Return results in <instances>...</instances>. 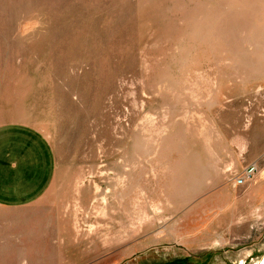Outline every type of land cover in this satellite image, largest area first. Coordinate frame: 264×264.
I'll return each instance as SVG.
<instances>
[{
	"label": "rangeland",
	"instance_id": "obj_1",
	"mask_svg": "<svg viewBox=\"0 0 264 264\" xmlns=\"http://www.w3.org/2000/svg\"><path fill=\"white\" fill-rule=\"evenodd\" d=\"M0 264H264V0H0Z\"/></svg>",
	"mask_w": 264,
	"mask_h": 264
},
{
	"label": "built area",
	"instance_id": "obj_2",
	"mask_svg": "<svg viewBox=\"0 0 264 264\" xmlns=\"http://www.w3.org/2000/svg\"><path fill=\"white\" fill-rule=\"evenodd\" d=\"M258 173L256 166L247 167L242 176L235 178L236 186H244L249 180L253 179Z\"/></svg>",
	"mask_w": 264,
	"mask_h": 264
}]
</instances>
